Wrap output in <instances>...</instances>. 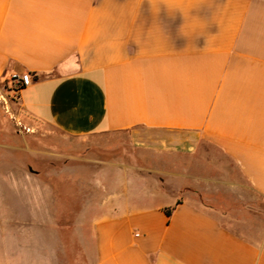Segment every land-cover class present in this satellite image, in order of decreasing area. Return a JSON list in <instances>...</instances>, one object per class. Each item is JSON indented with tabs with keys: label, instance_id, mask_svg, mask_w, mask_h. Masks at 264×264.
Wrapping results in <instances>:
<instances>
[{
	"label": "crops",
	"instance_id": "obj_1",
	"mask_svg": "<svg viewBox=\"0 0 264 264\" xmlns=\"http://www.w3.org/2000/svg\"><path fill=\"white\" fill-rule=\"evenodd\" d=\"M26 73L28 117L131 150L22 171L0 264H264V220L238 217L264 201V0H0V79Z\"/></svg>",
	"mask_w": 264,
	"mask_h": 264
},
{
	"label": "rangeland",
	"instance_id": "obj_2",
	"mask_svg": "<svg viewBox=\"0 0 264 264\" xmlns=\"http://www.w3.org/2000/svg\"><path fill=\"white\" fill-rule=\"evenodd\" d=\"M12 90L10 81L0 79V202L7 201L11 213L16 211L17 177L22 171L28 175L30 171L52 169L61 172L70 168L79 175H90L97 168L122 159L130 152L129 134L76 139L52 125L31 119L22 110L19 96ZM36 155H51L52 158L37 162ZM75 193L70 186L59 190L57 209L63 213L62 219L67 220L70 213L79 207ZM69 194H74V199L68 203L65 198ZM249 208V213L244 212L238 217L259 216L264 220V201L261 198L250 203Z\"/></svg>",
	"mask_w": 264,
	"mask_h": 264
},
{
	"label": "built area",
	"instance_id": "obj_3",
	"mask_svg": "<svg viewBox=\"0 0 264 264\" xmlns=\"http://www.w3.org/2000/svg\"><path fill=\"white\" fill-rule=\"evenodd\" d=\"M10 82L13 85V93L19 96V93L26 87L33 83V79L30 74L12 75Z\"/></svg>",
	"mask_w": 264,
	"mask_h": 264
},
{
	"label": "trees",
	"instance_id": "obj_4",
	"mask_svg": "<svg viewBox=\"0 0 264 264\" xmlns=\"http://www.w3.org/2000/svg\"><path fill=\"white\" fill-rule=\"evenodd\" d=\"M168 215H169V216L171 215V211H168Z\"/></svg>",
	"mask_w": 264,
	"mask_h": 264
}]
</instances>
